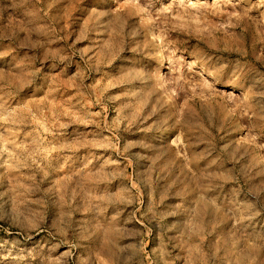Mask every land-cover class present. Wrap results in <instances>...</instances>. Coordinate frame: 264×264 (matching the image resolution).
Listing matches in <instances>:
<instances>
[{
  "label": "rangeland",
  "instance_id": "obj_1",
  "mask_svg": "<svg viewBox=\"0 0 264 264\" xmlns=\"http://www.w3.org/2000/svg\"><path fill=\"white\" fill-rule=\"evenodd\" d=\"M0 264H264V0H0Z\"/></svg>",
  "mask_w": 264,
  "mask_h": 264
},
{
  "label": "bare ground",
  "instance_id": "obj_2",
  "mask_svg": "<svg viewBox=\"0 0 264 264\" xmlns=\"http://www.w3.org/2000/svg\"><path fill=\"white\" fill-rule=\"evenodd\" d=\"M161 65H162V64H161ZM159 66H160V65H159ZM163 75H164V74L162 73V76H161V77H164ZM160 79H161V78H160Z\"/></svg>",
  "mask_w": 264,
  "mask_h": 264
}]
</instances>
